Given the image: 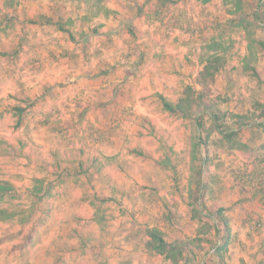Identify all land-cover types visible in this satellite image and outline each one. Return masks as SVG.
I'll list each match as a JSON object with an SVG mask.
<instances>
[{
  "label": "crops",
  "instance_id": "1",
  "mask_svg": "<svg viewBox=\"0 0 264 264\" xmlns=\"http://www.w3.org/2000/svg\"><path fill=\"white\" fill-rule=\"evenodd\" d=\"M50 2L0 0V180L15 184L17 191L22 187L19 197L28 202L22 209L28 214L25 222L21 209L0 207V264H180L149 248L152 229L167 233L170 242H186L177 235L176 223H169V208L149 213L147 222L120 227L109 221L110 208L95 202L101 198L106 204L115 192H125L115 190L117 178L110 168L126 164L123 148L131 145H118L124 139L117 136L130 130L113 125L116 118L122 123L137 119L143 110L137 84L124 82L138 78L130 73L145 69L156 53L151 43L163 33L139 35L135 21L152 19L145 15L148 7L142 11L137 1L123 3L128 27L123 33L110 23L90 31L83 18L52 14ZM154 55L155 70L166 66L164 60L174 61L172 54L168 59ZM156 95L163 103L164 95ZM41 170L45 182L53 184L32 195ZM199 174L195 192L214 191V175L221 194L216 197L225 199V171L205 157ZM156 181L164 199V181ZM132 193L131 200L143 191ZM259 199L264 208V190ZM9 212L14 214L7 217ZM156 215L167 222H157ZM205 240L202 245L208 247L213 239ZM184 255L186 264L195 261L193 253Z\"/></svg>",
  "mask_w": 264,
  "mask_h": 264
},
{
  "label": "rangeland",
  "instance_id": "2",
  "mask_svg": "<svg viewBox=\"0 0 264 264\" xmlns=\"http://www.w3.org/2000/svg\"><path fill=\"white\" fill-rule=\"evenodd\" d=\"M46 1L52 3V14L65 18L76 15L90 22V25L86 23L90 31L103 30L107 28L106 23H110L121 28L122 33L128 29L124 27L127 18L124 1L146 4L148 11L158 10L157 22L135 21L136 30L140 36L159 37L162 32L163 38L153 39L151 43V47L156 49L154 54H163L167 59L169 54L174 57V61L172 58L164 60L167 68L163 64L161 69L157 66L155 70L156 56L153 54L145 69H133L130 73L138 76L135 81L124 82L137 84V90L143 94L141 103L144 105L137 119L129 118L122 123L116 118L113 125L130 130L117 138L124 139L118 145L124 147L130 144L131 147L123 148V162L126 164L119 163L110 168V174L117 178L112 182L115 190L119 191L122 187L125 192H115L106 204L101 198L95 200L97 205L110 208L109 221L120 227L143 223L152 219H146L149 213L157 214L167 207L169 223H176L177 235L184 241L193 239L206 245L205 239H213L210 246L202 245L203 249L190 251L184 247V252L194 254L195 261L188 264H233L237 259L238 264H264V208L259 199L260 191L264 190V28L253 17L259 1L211 0L205 9L201 8L203 0ZM259 12L264 19V9H259ZM243 13L251 23L248 27L239 26L233 30L226 26L225 39H216L223 40V45L229 49L225 66L202 76L206 67L201 55L212 54L216 50L212 45L216 40L209 32L211 22L215 20L228 24L231 20H238L237 17L242 19ZM246 31L253 32V35L248 37ZM206 36L210 37L206 39ZM121 40L126 43L124 38L121 37ZM157 92L174 102L181 97L188 99L184 102L185 108L178 114L166 111ZM211 100L216 108L227 112L220 120V130L213 113H200L201 103ZM252 120L262 124L249 123ZM199 122L203 123L204 141L207 142L201 147L197 130ZM258 143L261 146H254ZM205 157L225 171L222 180L227 189L225 199L216 197L221 194L219 180L214 182L213 175L214 191L206 187L198 202L194 200L196 181L201 177L199 171ZM160 178L164 181V199L158 194L160 185L156 180L160 181ZM129 181L133 183L127 188ZM124 182L126 185H123ZM21 189L16 192L18 195L14 200L8 196L0 205L8 209H23L28 202L27 197H19ZM139 190L143 194L131 200L128 196L130 191L136 196ZM178 194L181 200H178ZM155 220L159 223L162 220L164 224L167 222L162 215H156ZM190 232V236H185ZM165 236L172 240L167 233ZM204 254H207L205 262ZM178 257L173 262L186 264L182 256Z\"/></svg>",
  "mask_w": 264,
  "mask_h": 264
},
{
  "label": "trees",
  "instance_id": "3",
  "mask_svg": "<svg viewBox=\"0 0 264 264\" xmlns=\"http://www.w3.org/2000/svg\"><path fill=\"white\" fill-rule=\"evenodd\" d=\"M211 0H203L202 4L203 6H201V8H206L207 5L209 4L208 2H210ZM243 1V0H242ZM259 4L257 6V10L256 12L253 13V17H255L257 21H259L262 25V27L264 28V19L260 16V12L259 9H264V0H258ZM240 2V0H239ZM146 7V4H144L143 6H141V10L143 11ZM245 10V9H244ZM148 18H151L152 21L157 19V14H158V10H151L148 12H145ZM247 14V11H246ZM246 14L243 13V18L240 19L237 17L238 20H231L228 24L226 23H219L216 22L215 20L213 22H211V26L212 29L209 31L210 32V36L214 38V41L216 39L222 38L225 39L226 37V32L224 31L225 27L229 26L231 29L235 30V27H243L246 28L248 27L249 24H251L250 22H248V18L246 17ZM232 31V30H229ZM247 32V36L251 37V35H253V32L251 31H246ZM210 36H206V39H208ZM255 38H253L254 40ZM224 42L223 40H216L215 42H213V46L215 47L216 50H214V53L212 54H202L201 58L202 60L205 61V67L206 70L202 71V76H206L207 74L213 73V72H217L220 69H222V67L225 66L227 59H228V47L223 45ZM255 75H257V71H255ZM163 98V103H164V107L166 110L170 111L173 114H178L179 112L182 111L184 107V102H186V98H180L177 102L171 101V100H167V98L165 96H162ZM191 102V99H189ZM189 102V104H190ZM202 108H200V113H213V118L214 121L216 122V126L217 129H221V118L227 115V112L225 111H221L219 108H216V104L214 102L211 101H203V103H201ZM264 114V111L263 113ZM239 116V115H238ZM243 119L247 118V116H239ZM249 118V117H248ZM213 121V120H212ZM263 122V121H261ZM244 123H248V122H244ZM249 123H255L257 125H261L262 123L259 122H254V120L250 121ZM248 123V124H249ZM203 123L199 122L197 123V130L199 131V139H200V145L201 146H205L207 145V142L204 141V130L202 129ZM235 133V132H234ZM232 135V134H230ZM42 171V170H41ZM42 176L38 177L37 179V183L34 185V187L32 188L33 192L32 195L35 194H39L41 191L44 190V188L46 187V189L48 190L50 188V186H52L51 182H45L44 180V173L42 171ZM197 188H199V185L201 184V182L197 181ZM46 191V190H45ZM17 190L15 187V184L9 182V181H1L0 180V203L1 201H6L7 197L10 196L11 199H14L15 195H17ZM198 194V195H197ZM194 196V200L198 202V199L200 196L198 189L196 191V194H193ZM41 200V195L38 196ZM39 200V201H40ZM34 204H36V202H34ZM0 207L5 208L7 211L9 210L8 208H6L5 206L0 205ZM20 219L22 222H25L28 218V214L26 213V210H20ZM10 213V212H9ZM14 213H10L7 215L8 216H12ZM218 230V229H217ZM149 235L151 237V241L149 243V248L152 250H155L158 253L161 254H165L167 256V258L170 259H175L178 256H182V257H186L184 255V247H186V249H189L190 251H194V249H203L204 247L202 246L201 243L196 242L193 239H188L186 240L185 243L182 242L181 245V241L178 242L177 240L174 242H170L169 240H167L165 233L160 230V229H152L149 231ZM212 238L208 237V240H210ZM177 253V254H175ZM179 258V257H178ZM205 262V261H204Z\"/></svg>",
  "mask_w": 264,
  "mask_h": 264
}]
</instances>
